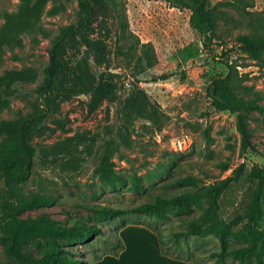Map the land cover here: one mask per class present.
<instances>
[{
  "label": "rangeland",
  "instance_id": "374dc122",
  "mask_svg": "<svg viewBox=\"0 0 264 264\" xmlns=\"http://www.w3.org/2000/svg\"><path fill=\"white\" fill-rule=\"evenodd\" d=\"M208 2L210 7L225 13L217 22L213 43L208 45L203 44L200 33L190 24L191 2L182 5L175 0H109L98 4L92 37L104 39L108 45L109 73L119 85L121 99H104L94 108L89 95L63 102L58 113L47 120V132L34 139L39 147L76 136L79 163L69 167L58 161H37L29 180L15 186L10 198L18 203L30 202L33 196L42 194L55 197L57 203L51 207L31 206L18 216L49 218L68 225L74 222L95 225L99 233L89 243H62L78 250V258L90 264H241L231 259L218 263L211 258L213 252L222 248L221 242L211 235L198 238L181 235L177 243L173 242L172 232L184 231V220L204 212L209 206L207 199L189 210L169 208L168 217L163 220L137 214L102 218L85 207L96 204L125 209L151 201L156 193H195L226 180L244 166L243 177L232 183L220 198L221 219L231 223L245 212L255 185L248 174L253 166L264 169V110H255L248 118L251 149L242 153L237 114L212 109L206 88L212 79L227 74L228 63L237 65L243 76L240 94L264 108V54L261 59L249 57L237 42L240 35L264 32V0ZM19 5L20 0H0V28L5 22L4 14L16 12ZM53 7V2L48 3L40 22L46 32L54 34L76 22L78 0L65 2L64 9L56 15L49 13ZM36 38L26 35L21 48L5 49L0 75L24 67L42 72L49 64L51 43L41 34ZM137 41L138 49L150 44L157 58L154 67L139 75L135 69L139 50L132 45ZM90 64L96 73L104 70L93 60ZM163 75L168 79L153 81ZM134 84L144 88L160 106L163 115L160 122L125 114L120 102L129 96ZM37 85L27 86L31 91L29 97L15 98L9 109L0 112V121L28 113L36 103L32 91ZM108 143L114 149L111 168L120 180L99 171ZM225 164L229 169L223 168ZM187 176L196 178L200 184L174 185L176 179ZM135 177L142 179L146 190L132 189L130 183ZM4 188L1 181L0 191L6 198L8 189ZM260 221L261 225L255 227L256 237L251 227V241L231 236L227 248L247 246L257 238L258 250L262 252L264 214ZM138 223L141 225H134ZM123 224L131 225L120 231ZM149 227L166 236L169 252L182 259L163 252L158 236ZM247 229L244 221L233 232ZM6 241L0 232V264L6 260L3 253ZM50 244L37 239L27 242L24 249L37 255L40 248ZM116 251L118 255H111ZM104 254L111 258L105 259ZM261 254L264 262V252ZM98 257L102 259L97 260Z\"/></svg>",
  "mask_w": 264,
  "mask_h": 264
},
{
  "label": "trees",
  "instance_id": "16d2710c",
  "mask_svg": "<svg viewBox=\"0 0 264 264\" xmlns=\"http://www.w3.org/2000/svg\"><path fill=\"white\" fill-rule=\"evenodd\" d=\"M70 0H20L19 8L14 13L4 14L5 22L0 28V61L6 48L23 46V37L28 35L36 40L39 34L50 40L49 64L40 73L36 68L24 67L22 69L6 70L0 75V112L9 109L15 98H26L31 95L27 86L38 84L32 91L36 103L32 109L21 114L14 120L0 121V182L3 181L6 198L0 191V232L7 241L3 244V253L6 256L4 264H90L78 258L79 251L63 246L62 243L72 245L76 242L89 243L99 233L95 225L74 222L66 224L53 219H23L18 215L24 209L36 207H51L57 203L55 197L49 195L33 196L30 202L11 199L15 186L29 180L34 165L37 161L48 163L58 161L65 166L73 167L79 163L78 150L75 145L77 137H68L51 146H36L35 138H41L48 130L47 120L54 117L59 111L61 103L71 101L79 95L91 97V107H97L104 99L117 101L119 85L114 80V75L109 73L111 60L108 45L104 39L92 37L94 32L95 16L99 10L98 4H105L109 0H78L79 12L75 23L59 29L51 34L46 32L41 25L42 16L48 3L53 2L54 7L49 11L56 15L64 9L65 2ZM186 5L193 4L190 16L191 26L197 30L204 45L213 43L214 32L218 20L225 15L224 12L212 8L208 0H175ZM237 42L245 54L255 59H261L264 54V32H254L240 35ZM140 42H132L138 49ZM135 63L137 74L154 67L157 63L155 52L150 44H143ZM91 60L98 68H104L96 73L91 68ZM228 72L223 77H217L208 83L206 95L212 109L217 111H230L237 114L238 131L242 136L241 152L251 149V131L248 118L255 110H264L257 102L246 100L239 91L243 76L238 71V66L227 64ZM163 75L153 79L154 82L166 80ZM129 96L121 100L125 114L138 118L152 120L157 123L162 120L160 106L149 96L147 91L139 84H134L128 91ZM5 135L4 138L2 136ZM113 146L108 143L106 154L103 157L99 171L108 177L120 180L111 168ZM63 153H65L63 155ZM65 156L67 159H65ZM224 169H229L227 164ZM244 175V166L234 175L213 186L202 187L195 193L167 194L156 193L151 201L142 202L125 209L96 204L85 207L102 218H113L121 214L144 215L155 220L168 217L169 208L189 210L192 205L198 204L202 199L209 201L208 208L198 214L185 219V230L172 232L177 243V237L187 235L192 237L213 236L217 238L222 248L213 252L210 257L216 258L218 263H225L227 259L238 261L241 264H264L262 252H259L257 238L254 243L247 246L227 248L226 242L235 236L245 242L251 241V227L253 235L257 236L256 226L261 225L263 218L264 201V169L253 166L248 178L255 181L254 189L245 212L239 214L234 221L227 223L221 219L220 198L234 182H238ZM131 187L136 191L147 188L142 184V179L135 177L131 180ZM200 181L194 177L178 178L174 185L180 187L196 186ZM4 188V189H5ZM247 223V230L233 232L241 222ZM131 224H123L120 231ZM141 225V224H134ZM159 238V242L167 255L175 259H182L172 254L167 238L149 227ZM255 229V230H254ZM256 231V232H254ZM37 239L46 240L51 244L40 248L37 255L25 251L27 242ZM120 247L122 244L120 240ZM111 255H118L114 252ZM109 256L104 254L103 257ZM102 259L98 257L97 260ZM191 261V260H190Z\"/></svg>",
  "mask_w": 264,
  "mask_h": 264
},
{
  "label": "crops",
  "instance_id": "0c3cea01",
  "mask_svg": "<svg viewBox=\"0 0 264 264\" xmlns=\"http://www.w3.org/2000/svg\"><path fill=\"white\" fill-rule=\"evenodd\" d=\"M110 258H111V256H106V257H105V259H110Z\"/></svg>",
  "mask_w": 264,
  "mask_h": 264
}]
</instances>
